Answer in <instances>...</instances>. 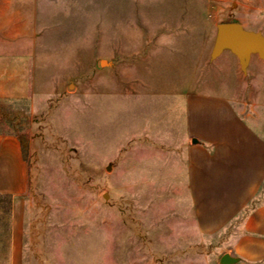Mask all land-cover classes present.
I'll use <instances>...</instances> for the list:
<instances>
[{
  "label": "rangeland",
  "instance_id": "rangeland-1",
  "mask_svg": "<svg viewBox=\"0 0 264 264\" xmlns=\"http://www.w3.org/2000/svg\"><path fill=\"white\" fill-rule=\"evenodd\" d=\"M39 3L46 22L30 96L0 100V132L18 138L28 167L22 264L217 257L224 240L197 233L187 202L180 104L187 85L210 89L223 79L203 73L219 24L264 37V0ZM198 39L201 64L184 78ZM249 69L246 88L262 96L264 65ZM9 234L10 198L0 196V264Z\"/></svg>",
  "mask_w": 264,
  "mask_h": 264
},
{
  "label": "crops",
  "instance_id": "crops-1",
  "mask_svg": "<svg viewBox=\"0 0 264 264\" xmlns=\"http://www.w3.org/2000/svg\"><path fill=\"white\" fill-rule=\"evenodd\" d=\"M43 7L39 0H0V100L30 96L36 32L46 22ZM191 46L184 78L201 64L199 39ZM212 50L206 54L203 73L223 79L210 89L207 82L187 85L180 104L187 202L197 233L210 242L224 240L225 249L206 264H221L225 254L229 264H264V93L247 89L243 74L253 71L251 66L260 71L264 62L252 53L243 68L229 49L217 57ZM27 175L20 141L0 132V196L10 198L5 264H22Z\"/></svg>",
  "mask_w": 264,
  "mask_h": 264
},
{
  "label": "water",
  "instance_id": "water-1",
  "mask_svg": "<svg viewBox=\"0 0 264 264\" xmlns=\"http://www.w3.org/2000/svg\"><path fill=\"white\" fill-rule=\"evenodd\" d=\"M223 49H229L239 59L244 68L252 53H257L264 59V37L260 33L246 31L237 23H222L217 26V36L212 50V56L217 57ZM231 258L225 254L221 264H229Z\"/></svg>",
  "mask_w": 264,
  "mask_h": 264
}]
</instances>
